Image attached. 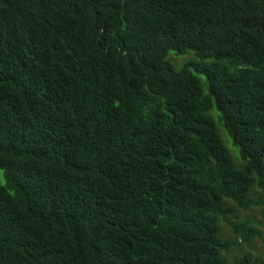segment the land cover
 Here are the masks:
<instances>
[{
  "label": "trees",
  "instance_id": "1",
  "mask_svg": "<svg viewBox=\"0 0 264 264\" xmlns=\"http://www.w3.org/2000/svg\"><path fill=\"white\" fill-rule=\"evenodd\" d=\"M0 171V264H226L224 201L264 195V0H0Z\"/></svg>",
  "mask_w": 264,
  "mask_h": 264
},
{
  "label": "rangeland",
  "instance_id": "2",
  "mask_svg": "<svg viewBox=\"0 0 264 264\" xmlns=\"http://www.w3.org/2000/svg\"><path fill=\"white\" fill-rule=\"evenodd\" d=\"M177 68L178 65L185 60L191 59L190 55L184 57H168ZM201 84L203 79L200 78ZM209 120L214 124L221 145L228 152L233 161V165L240 167L241 163L237 161L235 151L231 148L230 143L226 136L223 134L221 127L217 121V117L210 113ZM0 184H3L2 173L0 171ZM247 201L250 202L251 207L248 210H242L234 206L229 201H224V207L228 209L225 219L216 217V226L218 234L223 242L227 244L224 251H220L219 256L225 261L226 264L237 258L247 255L251 259L264 257V195H262L255 186H251L250 192L247 196ZM230 226H243L245 229H252L260 233V238L249 237L245 238L232 231ZM243 224V225H242Z\"/></svg>",
  "mask_w": 264,
  "mask_h": 264
}]
</instances>
